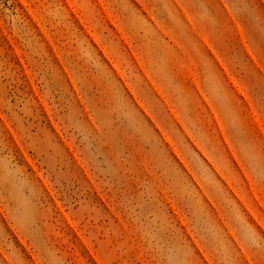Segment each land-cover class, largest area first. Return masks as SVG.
Segmentation results:
<instances>
[{"label":"rangeland","instance_id":"1","mask_svg":"<svg viewBox=\"0 0 264 264\" xmlns=\"http://www.w3.org/2000/svg\"><path fill=\"white\" fill-rule=\"evenodd\" d=\"M0 264H264V0H0Z\"/></svg>","mask_w":264,"mask_h":264}]
</instances>
